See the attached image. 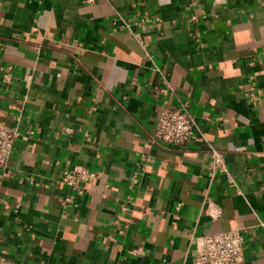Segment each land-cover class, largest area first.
<instances>
[{"label":"crops","instance_id":"crops-1","mask_svg":"<svg viewBox=\"0 0 264 264\" xmlns=\"http://www.w3.org/2000/svg\"><path fill=\"white\" fill-rule=\"evenodd\" d=\"M185 100L191 140L154 143L161 106ZM0 122L18 132L0 169L11 264H192L196 238L228 229L239 264H264V0H0ZM211 147L233 183L206 175ZM74 164L89 193L61 183Z\"/></svg>","mask_w":264,"mask_h":264},{"label":"built area","instance_id":"built-area-1","mask_svg":"<svg viewBox=\"0 0 264 264\" xmlns=\"http://www.w3.org/2000/svg\"><path fill=\"white\" fill-rule=\"evenodd\" d=\"M195 20V16H191ZM142 23V20H140ZM252 63V62H251ZM5 83L11 81V66H6L2 73ZM244 96L252 103H255L262 91L255 85L247 87L239 85ZM188 101H182L176 106L162 105L155 120L152 141L158 144L185 145L194 134L193 119L188 111ZM67 131L69 129H66ZM18 132L15 129H8L0 122V169L8 166L9 158L13 150L14 142ZM228 167L224 154L219 149L211 147L208 153L206 164V175L213 178L216 174H227L229 182L233 179L228 172ZM94 171L82 165H69L62 169L60 181L69 187L75 194L82 195L89 193V189L81 187V182L88 181L94 177ZM139 176L137 168L133 169L129 175L127 188L130 193L121 204V210L127 211L134 204L131 192L138 186ZM63 210L76 204L74 196L64 197L60 202ZM182 203H177L173 217L180 218ZM118 224V223H117ZM119 233L123 230L119 229ZM196 252L192 257V264H239L244 260L245 236L239 229H228L216 233L204 234L196 238ZM130 255L142 253V247L137 246L128 249ZM0 264H11V260L0 253Z\"/></svg>","mask_w":264,"mask_h":264}]
</instances>
